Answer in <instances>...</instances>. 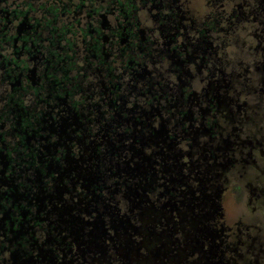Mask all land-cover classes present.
Returning <instances> with one entry per match:
<instances>
[{
  "label": "flooded vegetation",
  "instance_id": "1",
  "mask_svg": "<svg viewBox=\"0 0 264 264\" xmlns=\"http://www.w3.org/2000/svg\"><path fill=\"white\" fill-rule=\"evenodd\" d=\"M8 1L0 264H264V0Z\"/></svg>",
  "mask_w": 264,
  "mask_h": 264
},
{
  "label": "trees",
  "instance_id": "2",
  "mask_svg": "<svg viewBox=\"0 0 264 264\" xmlns=\"http://www.w3.org/2000/svg\"><path fill=\"white\" fill-rule=\"evenodd\" d=\"M67 1H69V0H67ZM63 6H65V7H63ZM63 6H62L63 8L60 7V9H58V7H53V6H50L48 8V11L49 12H52V13L55 14L54 20L56 18H59V21H62V20L68 19L69 16L71 17V12L68 11L67 6L66 5H63ZM26 25H27V27L29 26L28 24H26ZM34 26L35 25H33L32 30H30L32 32V34H35ZM46 26L43 27L42 33L43 34H50V35L53 34L55 36H58V39H56V40L49 39L48 41H44V42H40V43L39 42H31V43H29L28 41H25V42L21 43L20 45H18V44H11L13 46L11 48V51L16 52L15 55L26 53V54H28V57H32V55L34 56V54H37L39 52L47 53L41 59L43 61V63H44V65H42L41 67L42 68L43 67H48V68L49 67H60L61 66V63L64 62V61H66L68 59V57L61 58L60 56H57L58 58H55L56 56L48 55V53H53V52H67L68 53L70 51V49L72 47H74L73 44L72 43H69V46L71 48L68 49L66 47V45H67L69 39H68V41H65V40H67V39H65V40L61 41V43H60V39H62L63 37H65L67 34H70V33L73 34L72 33V30L70 28V25H68V26L67 25L61 26L60 27V30H58L57 27L52 26L50 24H49V26L46 24ZM30 31H28V30L26 31L27 32V35H26L27 37L30 35L29 34ZM64 42H66V43H64ZM82 44H84V43H82ZM58 46H61V48H59ZM5 47H6V44H3L2 41H0V54L4 51L3 48H5ZM72 50H73V52H76V53L77 52H83L84 50L85 51L86 50L88 51L89 50V46H87V49H86V45L84 44L83 50H81L78 47L77 48L75 47ZM90 50L91 51L101 50L100 49V45L99 44H96V45L93 44L92 45V48H90ZM11 60L12 61H17L18 58H17V56H15ZM2 61H4V62L7 63L9 60L6 57H3L2 56V59H0V62H2ZM21 61H23V59H21ZM55 61L56 62L59 61V64H56ZM10 67L11 66H9V68ZM15 67H17V66H15Z\"/></svg>",
  "mask_w": 264,
  "mask_h": 264
},
{
  "label": "rangeland",
  "instance_id": "3",
  "mask_svg": "<svg viewBox=\"0 0 264 264\" xmlns=\"http://www.w3.org/2000/svg\"><path fill=\"white\" fill-rule=\"evenodd\" d=\"M23 0H9L8 3L13 5H16L17 3H21ZM45 1V0H43ZM211 0H186L187 5L190 7V10L194 15L196 16H203L205 13L209 12L211 7L209 5H206L207 2H210ZM42 2V0H37L36 4H39ZM5 4V3H4ZM34 4V3H33ZM12 5V6H13ZM139 17L141 19V22L146 26H152L151 19L148 17V12H140ZM9 52H12L11 50H8ZM1 68V67H0ZM2 71L0 69V79L2 77Z\"/></svg>",
  "mask_w": 264,
  "mask_h": 264
}]
</instances>
